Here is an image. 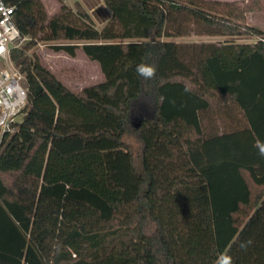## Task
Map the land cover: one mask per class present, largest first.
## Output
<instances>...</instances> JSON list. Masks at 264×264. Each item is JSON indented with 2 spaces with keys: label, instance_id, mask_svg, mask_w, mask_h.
<instances>
[{
  "label": "trees",
  "instance_id": "1",
  "mask_svg": "<svg viewBox=\"0 0 264 264\" xmlns=\"http://www.w3.org/2000/svg\"><path fill=\"white\" fill-rule=\"evenodd\" d=\"M5 1L28 102L0 138V264H264L259 0H104L102 29L79 2ZM190 34L256 40L170 39ZM40 43L81 46L105 79L71 89L27 53Z\"/></svg>",
  "mask_w": 264,
  "mask_h": 264
},
{
  "label": "rangeland",
  "instance_id": "2",
  "mask_svg": "<svg viewBox=\"0 0 264 264\" xmlns=\"http://www.w3.org/2000/svg\"><path fill=\"white\" fill-rule=\"evenodd\" d=\"M49 14L55 13L64 2L75 8V3L79 2L92 15L93 22L98 29H102L106 23L110 12L104 4V0H42ZM243 4L248 0H219ZM262 9H256L246 13L248 25L264 30V0H259ZM177 42H202V41H235L239 43L254 42V37L242 36H200L190 34L187 36H177L170 38ZM27 40L22 43L25 45ZM21 46V47H22ZM28 54H35L40 62L55 73L67 86L73 90H79L85 86L103 81L104 75L98 62L86 56L81 46L76 50L75 56H70L63 51H55L50 43H40L35 48L30 49ZM23 114L18 118L22 120Z\"/></svg>",
  "mask_w": 264,
  "mask_h": 264
},
{
  "label": "built area",
  "instance_id": "3",
  "mask_svg": "<svg viewBox=\"0 0 264 264\" xmlns=\"http://www.w3.org/2000/svg\"><path fill=\"white\" fill-rule=\"evenodd\" d=\"M14 13V5L0 0V138L18 129V118L28 102L26 76L13 60L12 51L29 37L21 33Z\"/></svg>",
  "mask_w": 264,
  "mask_h": 264
},
{
  "label": "clouds",
  "instance_id": "4",
  "mask_svg": "<svg viewBox=\"0 0 264 264\" xmlns=\"http://www.w3.org/2000/svg\"><path fill=\"white\" fill-rule=\"evenodd\" d=\"M156 72L157 68L154 64L140 63L136 66L137 75L144 80H151L155 78ZM185 91H188V89H185ZM256 147L259 150L260 156L264 157V143L257 141ZM247 243L250 244L251 241H248ZM240 247L246 248L247 244L241 243ZM216 264H233V262L230 256L221 255L220 257H218Z\"/></svg>",
  "mask_w": 264,
  "mask_h": 264
}]
</instances>
